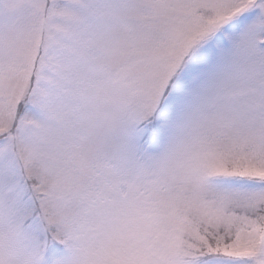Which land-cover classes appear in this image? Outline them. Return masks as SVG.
Listing matches in <instances>:
<instances>
[{"label": "snow or ice", "instance_id": "snow-or-ice-1", "mask_svg": "<svg viewBox=\"0 0 264 264\" xmlns=\"http://www.w3.org/2000/svg\"><path fill=\"white\" fill-rule=\"evenodd\" d=\"M0 264H264V0H0Z\"/></svg>", "mask_w": 264, "mask_h": 264}]
</instances>
